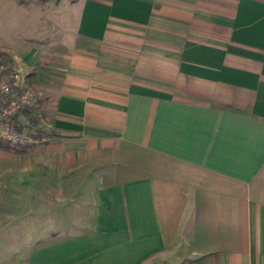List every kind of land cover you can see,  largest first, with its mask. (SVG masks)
<instances>
[{"label":"crops","instance_id":"crops-1","mask_svg":"<svg viewBox=\"0 0 264 264\" xmlns=\"http://www.w3.org/2000/svg\"><path fill=\"white\" fill-rule=\"evenodd\" d=\"M37 5L46 44L1 49L48 137L0 150V219L46 221L0 226L12 263L264 264V0Z\"/></svg>","mask_w":264,"mask_h":264},{"label":"rangeland","instance_id":"rangeland-1","mask_svg":"<svg viewBox=\"0 0 264 264\" xmlns=\"http://www.w3.org/2000/svg\"><path fill=\"white\" fill-rule=\"evenodd\" d=\"M48 1L30 0L27 6L20 7L17 0H0V50L11 49L15 46H22L27 50L39 49L46 44L51 36V33L47 32L49 30L51 32V29H53L58 14L55 10H49L45 6H38L37 4H45ZM48 22H51L50 25ZM32 121L29 120L28 125L25 126L26 134L38 133V131H32L36 128L34 125L37 123ZM45 223L46 221L30 218L29 220L18 218L9 221L0 219V226L4 232L13 226L23 229L27 227L34 228L39 225L40 228L45 229ZM26 237L28 238L23 234L0 235V264H13L12 262L16 261L17 258H21L20 255L23 253L17 250L15 246L22 243ZM34 237L38 236H31L30 238ZM40 237L43 238L44 236ZM183 260V254L178 252L163 260L150 261L146 264H182Z\"/></svg>","mask_w":264,"mask_h":264},{"label":"built area","instance_id":"built-area-1","mask_svg":"<svg viewBox=\"0 0 264 264\" xmlns=\"http://www.w3.org/2000/svg\"><path fill=\"white\" fill-rule=\"evenodd\" d=\"M36 101L35 92L27 87L20 71L8 70L5 64L0 63V142L28 147L48 141L44 134L20 131L15 120L24 111L32 110Z\"/></svg>","mask_w":264,"mask_h":264},{"label":"trees","instance_id":"trees-1","mask_svg":"<svg viewBox=\"0 0 264 264\" xmlns=\"http://www.w3.org/2000/svg\"><path fill=\"white\" fill-rule=\"evenodd\" d=\"M30 0H17L19 5H28ZM42 2H46L47 0H39ZM0 63L5 64L8 67V70H17L16 65L14 60L4 51L0 50ZM32 111L28 110V111H24L21 115H24L25 117H28ZM19 116L16 117V123L18 126V129L20 131H25V126L18 120ZM33 120V118L31 119V121ZM38 135H46V133L38 131L37 133ZM0 150L2 151H7V152H12V153H23L26 151V147H18V146H12L9 143H4V142H0Z\"/></svg>","mask_w":264,"mask_h":264}]
</instances>
